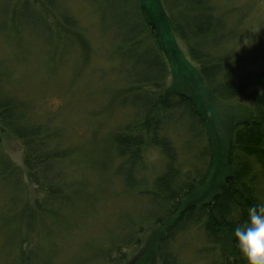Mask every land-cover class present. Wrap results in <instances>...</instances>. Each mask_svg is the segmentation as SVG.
I'll return each mask as SVG.
<instances>
[{
    "label": "rangeland",
    "instance_id": "1",
    "mask_svg": "<svg viewBox=\"0 0 264 264\" xmlns=\"http://www.w3.org/2000/svg\"><path fill=\"white\" fill-rule=\"evenodd\" d=\"M66 1L82 24L84 44H75L70 36L63 42L45 39L43 28H26L6 36L0 32V60L7 72L6 88L21 101L30 103L33 119L48 123L59 132V141L66 144L70 160L49 161L48 170L58 180L71 181L65 183L62 204H55L53 213L42 217L35 203V192L32 197V189L23 182L24 178L10 172L2 176L0 169V264H113L123 253L126 255L121 264L137 253H140L138 264H149V241L157 225L148 214L154 204L149 195L142 194L146 190L143 186L161 171L165 156L154 144L144 149L146 164L141 171L137 170L139 184L143 185L133 189L116 174L114 166L121 159L113 162L111 156L110 133L134 120L132 110L137 105L130 92L121 90L128 81L124 68L132 59L122 57L117 49L123 42L117 37L116 24L123 23L126 14L116 11V0ZM217 1V7L225 12L228 27L225 45L212 52L233 56L229 59L231 79L244 85L262 74L264 80V0ZM156 2L160 7L159 0H143L144 9L155 8ZM165 5L168 6V0ZM174 11L178 13V9ZM147 16L160 34L167 30L164 22L157 23L148 12ZM50 25L55 28V24ZM176 40L181 54L197 67L199 64L191 57L185 39ZM184 60L179 54L174 56L168 82L177 90L189 91V85L191 91L187 93L193 94L216 130L227 135L229 123L246 114L242 103L253 99L247 94H241L239 101L233 97H212L195 78L198 75L195 67L186 66ZM246 89L254 96L260 90L255 86ZM141 115L143 119L145 113ZM178 118L177 115L174 129L165 127V131L182 148L193 133L187 134L185 120L179 122ZM0 136V168L3 156L11 159L16 168H23L22 140L4 134L1 128ZM206 144L202 137L193 140L192 153H197L192 162L198 168L201 160L197 154ZM25 178L28 180L27 175ZM262 186L264 192V182ZM42 195L39 193L36 201L46 203ZM137 236L140 243L129 242ZM203 241V232L193 228L180 233L170 250L178 248L180 264H209L216 254L213 251L205 257L199 255L197 251Z\"/></svg>",
    "mask_w": 264,
    "mask_h": 264
},
{
    "label": "trees",
    "instance_id": "2",
    "mask_svg": "<svg viewBox=\"0 0 264 264\" xmlns=\"http://www.w3.org/2000/svg\"><path fill=\"white\" fill-rule=\"evenodd\" d=\"M159 1L160 7L156 2L155 8L146 10L157 23L166 24L167 30L162 34L149 21L143 0H116V11L126 14L125 21L116 24L117 37L123 42L117 49L122 57L132 59L124 68L128 81L121 90L122 93L130 92L137 105L132 110L134 120L110 133L113 162L121 159L114 169L125 185L133 189L143 185L139 184L137 170L141 171L146 164L144 149L154 144L165 156L161 171L154 178H148L143 186L146 190L142 194L149 195L154 204L148 214L155 218L151 217L157 225L155 235L149 241V264H180L181 253L176 243L174 249L177 250H170L172 242L177 241L180 233L193 228L200 229L204 236L202 248L197 251L199 255L205 257L215 251L216 257L209 260V264H247L236 247L233 230L247 220L251 206L264 203L262 74L243 85L237 79H231L229 59L233 56L212 52L225 45L228 27L225 12L217 7V0H168V6L165 5L167 0ZM176 9L178 13L174 11ZM1 10L0 32L5 36L21 33L26 28H43L45 39L51 37L63 42L70 36L75 44L85 43L81 35L82 24L66 0H0ZM50 24H55V28ZM179 38L185 39L191 57L199 64L193 65L198 73L195 78L212 97H233L239 101L241 94H247L253 99L242 103L246 108L243 114H246L229 123L227 135L216 130L193 94L187 93L191 91L189 85V91H184L175 89L172 82H168L174 56L179 54L186 60L183 61L186 66H192L181 54L176 40ZM6 73L0 60V128L4 134L22 140L24 163L23 168L18 169L11 159L3 156L0 169L2 176L10 172L24 178L23 182L32 189V197L35 192L38 213L47 217L55 210V204H62L65 183L71 182L69 178L64 181L53 176L48 170V162L70 160V157L66 144L59 141V132L52 130L48 123L33 119L30 103L8 91L4 80ZM249 86L260 88L256 96L246 91ZM177 115L179 122H188H183L188 127L187 134L193 133L182 148L171 133L165 131V127L174 129ZM165 136L168 138L164 139ZM200 137L207 144L197 154L201 160L198 168L192 162L197 153H192V147L193 140L196 142ZM63 154L66 156L61 157ZM41 192L46 203L36 201ZM27 197L29 199V194ZM140 241L137 236L129 242L137 245ZM22 251L24 255V248ZM125 255L114 259L113 264H121ZM139 255L135 254L124 264H138Z\"/></svg>",
    "mask_w": 264,
    "mask_h": 264
},
{
    "label": "clouds",
    "instance_id": "3",
    "mask_svg": "<svg viewBox=\"0 0 264 264\" xmlns=\"http://www.w3.org/2000/svg\"><path fill=\"white\" fill-rule=\"evenodd\" d=\"M233 235L247 264H264V203L248 209L247 220L234 227Z\"/></svg>",
    "mask_w": 264,
    "mask_h": 264
}]
</instances>
